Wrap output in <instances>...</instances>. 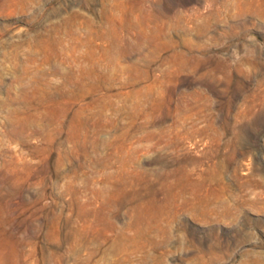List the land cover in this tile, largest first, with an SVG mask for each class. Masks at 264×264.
Segmentation results:
<instances>
[{"label": "rangeland", "instance_id": "374dc122", "mask_svg": "<svg viewBox=\"0 0 264 264\" xmlns=\"http://www.w3.org/2000/svg\"><path fill=\"white\" fill-rule=\"evenodd\" d=\"M0 264H264V0H0Z\"/></svg>", "mask_w": 264, "mask_h": 264}]
</instances>
